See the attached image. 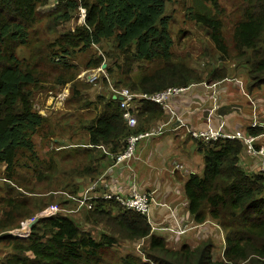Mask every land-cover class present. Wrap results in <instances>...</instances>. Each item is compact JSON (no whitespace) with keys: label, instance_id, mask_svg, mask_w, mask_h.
I'll use <instances>...</instances> for the list:
<instances>
[{"label":"trees","instance_id":"16d2710c","mask_svg":"<svg viewBox=\"0 0 264 264\" xmlns=\"http://www.w3.org/2000/svg\"><path fill=\"white\" fill-rule=\"evenodd\" d=\"M178 1L55 0L54 10L41 15L51 0H0L1 181L13 195L2 201L0 253L4 250L6 256L0 264H264V174L246 168V145L241 140L205 143L188 136L202 158V171L191 175L184 187L189 212L197 226L208 222L218 226L225 234V250L210 236L195 247L184 244L174 250L145 216L107 201H97L88 212L87 222L106 225L94 237L68 214L42 216L51 207L74 204L61 195L64 202L45 204L43 198L34 196L37 186L30 184V175L22 174L31 171L33 181L50 188L57 183V188L79 197L83 180L101 178L125 151L131 135L157 130L168 115L161 106L142 101L136 112L138 128L130 130L111 88L153 95L202 83L189 66L175 61L172 51L166 12L168 5ZM238 2L241 16L231 32L234 61L247 68L248 91L252 92L264 86V0ZM81 8L86 10L85 24L60 33L59 28L72 22ZM187 17L209 36L221 59H232L220 0H191ZM43 20H47L45 33L57 36L53 43H41ZM104 46L109 47L104 70L108 79L100 75L95 84L78 79L81 72L71 60L89 54L86 70H98L106 62ZM19 48L29 53L28 61L17 55ZM40 64L46 71H39ZM136 65L154 66L155 71L136 73ZM102 76L107 93L91 97V85ZM212 78L222 79L218 73ZM46 85L51 87L49 92L70 86L67 113L43 116L35 110V95L46 90ZM59 128L71 130L65 145L54 140ZM46 130V137L53 135L57 147L42 159L36 138L44 141ZM241 131L259 138L258 142L264 139V128L244 125ZM60 162L69 163L70 171L61 169ZM47 193L51 191L41 195ZM121 243L140 246L142 255L136 254L137 247L133 253L121 254ZM215 252H222V257L215 258Z\"/></svg>","mask_w":264,"mask_h":264},{"label":"rangeland","instance_id":"374dc122","mask_svg":"<svg viewBox=\"0 0 264 264\" xmlns=\"http://www.w3.org/2000/svg\"><path fill=\"white\" fill-rule=\"evenodd\" d=\"M55 0H51V3L49 6L42 9L41 15L49 14V12H52L55 8ZM221 2V9L224 14V24H225V40L226 44L229 46L232 55L231 60H223L221 59V56L217 52L214 43L211 41L209 36L206 35V33L201 30L193 21H191L187 17V9L191 6V0H180L174 4H170L167 7L166 15L169 20V26H170V32L173 39V54L175 56V61L177 62H183L187 66L190 67L197 75H199L202 78V83L200 84H193L189 85L194 90L192 94H194V98L190 100L192 103L191 109V118H198V115L202 111H209L212 110L214 112V116L218 117L219 120H225L222 115L228 114L232 115V117L228 120L233 123L235 127V123L238 118L244 119L245 125H252L253 123H257L259 128H264V86L260 89H255L252 92L248 91V82H249V76H248V70L244 65H238L235 60V54L233 52V45L231 41V32L232 27L234 26V22L238 19H240L241 12L238 11L239 2L238 0H220ZM78 17V18H77ZM81 14L79 12V15L76 14L75 19L70 22L69 24L60 27L59 31L65 32L67 30H71L77 25H81ZM47 20H43V22L40 25V34L41 32L43 35L41 36V39L43 42L48 41L50 43H53L57 36H53L50 34L45 33V28L47 25ZM44 49V47H43ZM103 53H109V47L104 46L102 47ZM17 55L20 58H26L28 61L30 59L29 53L24 48L17 49L16 50ZM93 53H98L97 50L93 49ZM89 54H79L75 59L71 60L73 65H76L79 68V71L81 72L79 77H81L83 74L85 77L83 78V82H86V78L88 76V73H92L94 70H86V62L88 60ZM105 66L107 68V56L105 54ZM124 59H122L120 62H123ZM135 72L141 73V71H146L149 73H153L155 71L154 66H147V65H136L135 66ZM105 70V69H104ZM39 71L43 72L46 71L45 66L43 64H40ZM213 73H218L221 76V80H214L212 78ZM101 75H105L108 79V76L106 74V71L104 73H101ZM102 76L100 81L96 85H91V89L89 91V95L91 97H96L97 95L101 93H107V89L105 85L102 83V79L105 77ZM78 77V79H79ZM105 77V78H106ZM88 83V82H86ZM47 89L42 90L40 93H36L35 99H34V106L36 107L39 104L44 101L47 96L49 95V91H51V87L49 85L45 86ZM128 90L127 88H124ZM121 89V90H124ZM232 91V92H230ZM49 92V93H48ZM57 92V91H55ZM110 92V90H109ZM191 92V91H190ZM111 93V92H110ZM157 94V93H156ZM67 104V103H66ZM65 107V104H64ZM69 108V107H68ZM68 111L65 110L63 112L59 113H67ZM221 115V116H217ZM181 116V115H180ZM236 116V117H234ZM243 116V117H241ZM62 121H67L68 119L65 117H62L60 115L57 116ZM243 121V122H244ZM185 122V121H184ZM186 123V122H185ZM210 124V120L208 121ZM176 126V124H175ZM209 126V125H208ZM206 129V128H205ZM71 130L68 128L64 129H57L56 133L58 136L54 139L56 140L59 145L61 143H64L63 145L67 144L69 141V137L72 136L70 133ZM45 140L42 141L41 138H36V145H37V151L39 156L44 159L47 152L53 151V148L55 149L57 146L56 144L53 145L54 141L52 138L54 136L46 137L47 130L44 131ZM81 134H78L77 139L80 137ZM50 139V140H49ZM49 140V141H48ZM259 147H262L264 145V139L262 142H258ZM246 157L249 155L246 154ZM61 169L70 171L69 167L71 165L69 163H63L60 162ZM1 167V165H0ZM260 166H258L255 170H253L256 173L264 174V172L259 169ZM28 170V169H27ZM62 170V172H64ZM27 173L30 175V184L36 185L37 187L34 188L32 186H29L28 180H25L29 186V188H34L36 191L33 192L34 196L41 197L43 199H40L45 202L47 205H57L58 203L64 202L63 198L60 197L64 196L66 194L69 196L67 192H64L63 188H57V183L53 184V187H49L45 184H41L40 182L33 181V176L31 175V171H25L22 174ZM4 177V173L2 172L0 168V179ZM51 191V193H47L45 195H41L42 193H45L46 191ZM8 189L4 186V183L0 181V218H2L4 211V206L2 201L5 199H8L9 197L13 195H9ZM18 193L20 191H17ZM32 193V192H31ZM36 193V194H35ZM33 194H30V196H33ZM54 194V195H53ZM58 196V197H57ZM57 197V198H56ZM23 199V198H20ZM34 199V198H31ZM101 201V200H100ZM74 204V202H73ZM62 209H68L66 207H61ZM70 209L75 210V207H70ZM90 210H85L79 213H76L71 216L75 222L79 224V226L86 232L90 233L92 236L96 237L98 233H100L103 228H106L105 224H102L100 226H95L92 224V222H87L88 212ZM51 211H49L50 213ZM175 227H179L182 231L180 233L176 230L175 232H171L166 227H158L157 231L164 233V234H171V239L167 240L168 246L174 250H177L179 247L182 246L181 240L186 239L187 237L190 239L192 232H190V229H186L183 227V225L178 222L175 223ZM218 226L216 225L215 230L219 231ZM167 229V230H166ZM221 231V230H220ZM222 232V231H221ZM217 232L214 231V233L210 232L209 235L212 238H215L218 242V245L223 246V249L225 250V242H219V239L217 237ZM223 236L225 234L222 232ZM9 235L3 234L2 237ZM167 236V235H165ZM179 238V240H177ZM183 240V241H184ZM195 245V243H192V245ZM191 245V246H192ZM0 244V248H1ZM137 245L134 246V244H120L119 252L126 253V252H132L136 250ZM193 247V246H192ZM223 250V251H224ZM138 255H142V249L136 250ZM3 252V254H2ZM6 256V251L2 250L0 253V260ZM221 258L222 252L217 253L215 252V258ZM144 261V260H143ZM145 263V261H144Z\"/></svg>","mask_w":264,"mask_h":264},{"label":"crops","instance_id":"0c3cea01","mask_svg":"<svg viewBox=\"0 0 264 264\" xmlns=\"http://www.w3.org/2000/svg\"><path fill=\"white\" fill-rule=\"evenodd\" d=\"M79 79L83 80L81 77ZM53 93L65 94V99L60 103L57 102L58 100H52L47 96L42 103L46 107V115L49 112L55 114L65 111L64 104L69 98L70 86ZM194 94L191 92L172 103L174 110L178 115H181L190 128L204 129L209 125L216 130L222 128L228 134L242 132L241 130L245 125L244 119L238 118L234 127L233 123L228 121L232 115H222L225 120H219L218 117L214 116V112L209 110L202 111L198 118L192 119L190 110L192 102L190 100L195 97ZM52 101L55 102L52 103ZM168 118L167 115L165 120ZM209 120L210 124L208 123ZM245 160L247 162L246 168L251 167L255 170L258 167L259 163L255 159L247 156ZM201 171L202 158L197 152L194 141L186 136L184 129H180L169 132L164 136L142 141L137 147L135 157L127 165L114 167L112 170L108 166L103 175L108 174V179L116 189L125 193L135 190L138 193L151 195L152 207L149 224L152 228H156L153 231L168 240L172 238L171 234L161 233L157 231V228L173 227L176 222H180L184 228L190 229V232H192L191 238L182 239L181 244L191 246V243H195V245H192L195 247L201 239L207 238L210 236L209 233H214V231L217 232L219 242H225L222 232L215 230V224L208 222L197 226L189 212V202L186 199L184 187L191 175L199 174ZM130 172L135 175L134 178ZM90 183L88 180H83L84 188L82 192L89 187Z\"/></svg>","mask_w":264,"mask_h":264},{"label":"built area","instance_id":"2783aa9c","mask_svg":"<svg viewBox=\"0 0 264 264\" xmlns=\"http://www.w3.org/2000/svg\"><path fill=\"white\" fill-rule=\"evenodd\" d=\"M81 14V25L85 24L86 10L80 9ZM104 69L101 67L98 70H94L92 73H88L86 82L90 84H95L101 73H104ZM83 74L81 78H84ZM115 94V98L120 101V107L123 110V118L127 123L130 130H136L138 128L137 119V108L140 106L142 101H148L153 104L161 106L168 113V119L160 123L158 129L149 131L146 133H140L137 135H131L127 140L126 149L123 153L114 158L111 170L115 167H120L121 165H127L136 154L138 145L144 140H150L158 136H162L169 132H175L180 129H184L186 136H191L194 140L203 141L205 143L217 142L219 140H241L246 145V154L251 158L255 159L259 164V169L264 172V146L259 147V138L248 137L242 132H236L234 134H228L220 129H214L208 126L206 129H192L185 122L184 119L177 114L173 108V101L183 98L189 93L193 92L192 87H174L169 88L163 92L149 95V94H135L130 90H115L111 88ZM191 91V92H190ZM48 98L52 100H58L57 102L62 103L65 99V94H54L50 92ZM55 101H52V103ZM43 103V101H42ZM39 104L35 107V110L41 115L46 116V107L43 104ZM176 124V126H175ZM253 128H257L258 124L255 122L251 125ZM264 138V136H262ZM1 170L4 172V166L1 165ZM134 178L135 175L131 173ZM3 179H0V181ZM68 200L74 202L75 210L73 209H62L59 206L51 207L42 213V216H55L57 214H68L74 215L76 213L82 212V210H93L97 201H107L115 202L117 205L125 208L128 211H134L147 218L149 223L151 217V207H152V197L147 193H138L135 190L130 193H125L113 185V183L108 179V174L103 175L98 180L91 182L89 187L86 188L79 197L67 196L64 194ZM49 211H51L49 213ZM152 223V222H150ZM178 223V222H176ZM30 224V223H29ZM156 228L153 227V230ZM168 230L175 232L176 230L180 233L182 231L179 227H169ZM166 229V230H167ZM180 230V231H179ZM143 245V243H142ZM140 249V246L137 247Z\"/></svg>","mask_w":264,"mask_h":264},{"label":"water","instance_id":"95a60500","mask_svg":"<svg viewBox=\"0 0 264 264\" xmlns=\"http://www.w3.org/2000/svg\"><path fill=\"white\" fill-rule=\"evenodd\" d=\"M102 68L105 69L106 66L103 64V65H102ZM114 98H115V97H114ZM115 99H117V98H115ZM119 100L122 101V98H119ZM35 222H36V220L31 221L30 224H29V227H31Z\"/></svg>","mask_w":264,"mask_h":264},{"label":"bare ground","instance_id":"6f19581e","mask_svg":"<svg viewBox=\"0 0 264 264\" xmlns=\"http://www.w3.org/2000/svg\"><path fill=\"white\" fill-rule=\"evenodd\" d=\"M155 231V230H154ZM172 232V231H171Z\"/></svg>","mask_w":264,"mask_h":264}]
</instances>
